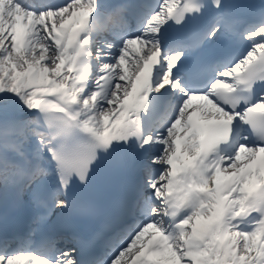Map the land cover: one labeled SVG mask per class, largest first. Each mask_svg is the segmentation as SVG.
Instances as JSON below:
<instances>
[{
  "label": "snow or ice",
  "instance_id": "obj_1",
  "mask_svg": "<svg viewBox=\"0 0 264 264\" xmlns=\"http://www.w3.org/2000/svg\"><path fill=\"white\" fill-rule=\"evenodd\" d=\"M110 158L141 176L101 259L30 231L0 264H264V0H0V184L55 181L42 228Z\"/></svg>",
  "mask_w": 264,
  "mask_h": 264
}]
</instances>
